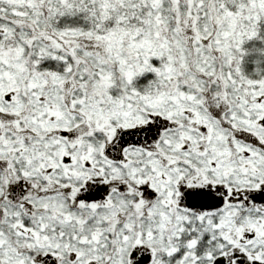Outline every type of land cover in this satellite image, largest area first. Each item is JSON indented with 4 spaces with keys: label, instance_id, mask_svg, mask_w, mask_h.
<instances>
[{
    "label": "snow or ice",
    "instance_id": "1",
    "mask_svg": "<svg viewBox=\"0 0 264 264\" xmlns=\"http://www.w3.org/2000/svg\"><path fill=\"white\" fill-rule=\"evenodd\" d=\"M0 264H264V0H0Z\"/></svg>",
    "mask_w": 264,
    "mask_h": 264
}]
</instances>
